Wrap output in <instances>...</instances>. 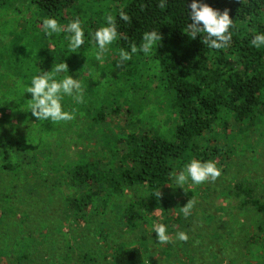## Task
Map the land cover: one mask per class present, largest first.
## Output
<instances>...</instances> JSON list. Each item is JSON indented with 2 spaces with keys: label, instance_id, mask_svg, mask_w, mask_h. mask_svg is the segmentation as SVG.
Masks as SVG:
<instances>
[{
  "label": "trees",
  "instance_id": "trees-1",
  "mask_svg": "<svg viewBox=\"0 0 264 264\" xmlns=\"http://www.w3.org/2000/svg\"><path fill=\"white\" fill-rule=\"evenodd\" d=\"M13 1L0 0V5L12 8ZM29 2L41 25L44 19L54 18L67 27L79 18L85 35L84 44L70 53L71 33L48 36L43 25L35 24L39 35L26 41L21 51L0 47V264H156L154 258L159 255L167 264H252L232 255L238 249L247 256L256 253L253 258L264 264V191L259 184L246 176L218 190L209 180L210 185L205 181L183 188L186 196L180 203L176 202L180 195L172 189L176 175L193 159L213 161L221 173L225 171L228 162L235 161L238 149L232 143L241 141L239 134L264 124V46L257 49L251 44L255 35L264 34V0H198L221 13L228 10L233 20L232 40L224 49L205 45L206 34L193 39L186 33L192 0H165L163 10L158 7L160 0ZM121 10L131 17V23L120 19ZM109 14L115 18L118 36L110 45L111 59L102 75L109 77L107 82L115 90H106L102 96L94 91L100 80L81 81L90 88L83 93L84 102L77 103L68 95L61 101L64 111L75 110V119L38 123L28 108L32 94H14L13 81L19 80L26 88L34 76L51 75L53 67L62 62L68 72L56 74L55 79L69 75L75 79L78 74L86 78L81 48L93 44L95 31L107 26ZM151 31L162 36L152 54L138 51L118 66L120 50L130 52L133 43L139 48L144 33ZM151 60L155 72L144 78L143 67ZM232 63L238 67L227 68ZM155 77L160 85L153 88L150 84ZM152 89L161 92L162 101L168 103L172 120L167 129L153 125L148 114L141 116L136 97L146 98ZM128 93L132 96L127 98ZM118 115H124L127 125H106L111 116L116 120ZM80 119L90 121V138H98L95 149L90 144L75 156V151H66L69 141L65 143L61 136L54 140L50 134L65 131ZM34 123L45 137L40 142L31 137ZM53 154L56 161L47 157ZM42 161L56 172V177L46 181L50 191H60V201L39 210L22 208L30 195L49 200L51 194L45 198L38 190L45 180L29 183L28 179L18 188L11 186L9 192L1 180L32 176ZM218 192L231 200L232 219H221L208 206H197L198 198L191 215L185 217L181 212L185 201L205 194L207 204ZM236 209H248L259 218L251 231L240 230L235 244L231 225ZM156 212L167 214L168 223L163 225L171 237L159 252ZM178 232H185L189 239H176Z\"/></svg>",
  "mask_w": 264,
  "mask_h": 264
},
{
  "label": "rangeland",
  "instance_id": "rangeland-1",
  "mask_svg": "<svg viewBox=\"0 0 264 264\" xmlns=\"http://www.w3.org/2000/svg\"><path fill=\"white\" fill-rule=\"evenodd\" d=\"M14 6L12 8H4L0 5V47L8 46L12 50H22L25 42L34 40L39 34L35 31L34 25L37 24V26L41 27L42 25L39 23L40 17H36L34 15L35 13V7L33 4L29 2V0H14ZM110 5V4H109ZM114 6V5H113ZM62 27H66V25H62ZM108 50L103 54L102 60H97L95 58V54L97 51H99V46L96 43V40L93 42V44L88 46H83L81 48V54L80 58L84 62L85 66H87L86 73L88 76L84 78L85 75L78 74L75 79L81 81L87 80L89 83H92L94 80H100L99 85L96 86L94 91L97 90L101 92L102 96L107 94L106 90L112 92L114 91V86H109L107 80L108 76H104L103 74V67L105 66L106 62L111 59V48L110 45L107 46ZM154 62L151 60V63L146 64L143 67L144 72V78L147 77L149 74H154L155 72V66L153 65ZM238 67L237 63H232L227 68H234L236 69ZM103 76V77H102ZM155 81L150 84V86H153L155 88L156 85H160V81L158 80V77H155ZM14 85L13 87L16 89L17 93L14 94H22L24 92V86L21 85V82L19 80L13 81ZM97 82V81H96ZM16 83V84H15ZM82 85V83H81ZM82 88L85 90L90 89L89 86H82ZM132 96L131 93H128V97ZM139 101V106L142 108V115L148 114L150 122L155 125L159 124L161 126V129L169 128L171 127V120L172 117L168 113V103L162 101L163 95L161 92L158 93V91L153 90L146 93V98H142L138 96L136 97ZM103 100V99H102ZM119 101L122 100V97H119L117 99ZM130 102L132 100L130 99ZM116 120L118 119L117 123L116 120H114L113 116L110 117L106 125H119L125 126L127 123L125 122L124 115H118L115 117ZM37 122L39 123V120L37 119ZM35 124V125H34ZM32 125V132L31 137L34 142H40L39 139H45L44 135L37 130V123H34ZM89 120H83L80 119L78 122H74V126H68V129H61V130H54L52 134H50V137L54 140H56L59 136H61L65 143H68L70 146L66 151L68 152H74L75 156L79 155L81 151L83 152V148L90 146L91 148L96 147L95 143L97 142L98 135L96 136V139L92 140L90 136H93V132H91L89 129ZM61 125V124H60ZM60 125L56 128L58 129ZM64 125V124H62ZM34 126V127H33ZM115 127V126H114ZM39 129V128H38ZM115 129V128H114ZM119 130H115L114 132H118ZM235 134H238V131L235 129L233 131ZM82 135L86 134L87 137L84 135L83 137H77L76 135ZM91 134V135H90ZM241 141L239 143H232L233 147H237L238 152H236L235 161L234 162H228V167L225 171L221 173V176L213 182L212 188H217L218 190L223 189L224 186L227 185L229 182H234L242 179L243 177H250L252 182H256L259 184L260 190L264 191V124L263 125H257L252 126L249 129H246L245 132L239 134ZM211 134H208V138H210ZM218 140V139H217ZM48 158H52L54 161H56V155H48ZM39 167V172H32V176L30 175H22L19 178H15L11 181V179L8 176H5L1 180L2 187L5 191H10V187L18 188L19 185H23L26 181L29 179V183H37V182H43V185L38 186V190L40 191L41 195H43L45 198L48 196V194H51L49 197V200L42 201L39 198H33L34 196H31L26 198L25 204L22 203V208H27L28 210L32 209H40L43 207H50V206H56L58 205V202L61 198V193L59 190H51V186L46 181L48 177L53 178L56 177V172L54 171V168L51 166L50 163L47 161H42L40 164L37 165ZM1 175V174H0ZM211 182V181H210ZM187 185L184 184V188H190L193 183L191 179L189 178L187 181ZM207 185H210L207 181ZM193 187V186H192ZM172 189H176L175 192L177 195H180V197H177L176 202L180 203L181 199L186 196L185 191L182 187L177 186L174 184ZM50 191V193H49ZM18 193V192H17ZM220 192L214 194L210 201L206 204L205 202V194H198L196 198L193 200L197 201V206L200 207H206L208 206L209 210H211L213 213H217L218 216L221 219L226 218H233V211L232 207L233 204L230 202L231 200H228L227 198H223L221 195L219 196ZM29 196V195H28ZM52 200V201H51ZM54 202V203H53ZM188 201H185L183 204H186ZM54 204V205H53ZM205 205V206H204ZM179 208L176 209V212ZM236 211V212H235ZM235 214L237 215L232 223V228L234 231V237L236 240L238 239V235L240 233L241 229L249 228V231L252 230L253 226L255 225L256 221L258 220L259 216L252 211L245 209V210H235ZM229 212L230 215H229ZM235 216V215H234ZM155 223L156 225L159 224H166L168 222H165V219L168 218L166 213L162 212H156L155 214ZM202 234L205 233V231L201 232ZM164 244H161L160 246H156V251H158L160 248L164 247ZM222 246V245H221ZM159 252V251H158ZM235 257H242L239 258V260L242 259V261H252V264H263V261H257L255 258H253L256 253L251 255H246L245 251L241 250H234L233 254ZM252 257V258H251ZM157 261L156 264H167L164 259L165 257L162 255H159L158 257L154 258ZM254 259V260H251ZM164 261V262H163ZM225 262L226 260L223 259ZM223 262V263H224ZM147 264H150V262H147Z\"/></svg>",
  "mask_w": 264,
  "mask_h": 264
},
{
  "label": "clouds",
  "instance_id": "clouds-1",
  "mask_svg": "<svg viewBox=\"0 0 264 264\" xmlns=\"http://www.w3.org/2000/svg\"><path fill=\"white\" fill-rule=\"evenodd\" d=\"M158 7L162 10L166 7L165 0H160ZM190 20L188 24V35L195 39L197 34H206L202 42L210 48L224 49L232 40V32L229 29L233 26V20L225 9L222 13L219 10L203 3L198 0H192L190 4ZM120 19L126 23H131V17L121 10L119 12ZM107 26H103L95 31L94 38L99 46V51L96 52L95 58L102 60L103 54L108 50L107 46L111 45L118 36L116 21L112 15L105 17ZM45 34L51 36L52 33L59 34L61 31L71 33L69 52H77L76 50L84 44V30L82 28V21L76 18L73 22L62 28L56 19L47 18L42 21ZM162 40L160 32L151 31L145 32L143 35V42L138 48L135 43L130 47V52L121 49L119 52V64L131 60L134 54L138 51L144 55H150L153 48L157 46L158 42ZM251 44L259 49L264 46V34H257L253 37ZM61 72H68V65L65 62L56 64L49 72L41 75L34 76L31 85L24 88V93H31V102L28 108L31 110L32 115L38 118L39 121L51 120L52 122H66L75 119V110L71 113L62 109V99L65 95L72 96L77 103L84 102V89L81 82L74 79L72 76H67L61 80L55 79V75ZM221 176V169L216 166L213 161L201 162L193 159L185 166V170L176 175V185L184 188V184L190 178L191 181L197 185L211 180L215 182ZM160 197L161 192L154 194ZM195 205V200L189 199L188 202L181 207V212L185 217L191 215V209ZM154 231L157 234V241L160 244L170 242L171 237L167 234L166 227L163 224L155 225ZM176 239L180 241H187L189 239L185 232H178Z\"/></svg>",
  "mask_w": 264,
  "mask_h": 264
}]
</instances>
